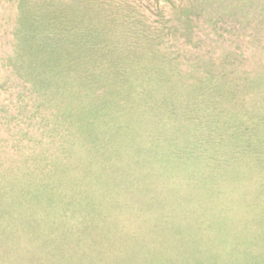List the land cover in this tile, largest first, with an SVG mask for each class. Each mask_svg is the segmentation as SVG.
<instances>
[{
  "label": "rangeland",
  "instance_id": "obj_1",
  "mask_svg": "<svg viewBox=\"0 0 264 264\" xmlns=\"http://www.w3.org/2000/svg\"><path fill=\"white\" fill-rule=\"evenodd\" d=\"M65 48H78L65 63L110 66L113 79H171L169 104L125 86L91 93L84 113V82L71 78L56 107L14 72ZM84 120L120 154L91 159ZM31 147L45 168L6 181ZM156 199L161 218L134 220ZM240 207L254 219L228 223ZM263 224L264 0H0V264H242L232 247L261 254Z\"/></svg>",
  "mask_w": 264,
  "mask_h": 264
},
{
  "label": "trees",
  "instance_id": "obj_2",
  "mask_svg": "<svg viewBox=\"0 0 264 264\" xmlns=\"http://www.w3.org/2000/svg\"><path fill=\"white\" fill-rule=\"evenodd\" d=\"M68 36V34H66ZM65 35V37H66ZM74 37L76 34H73ZM83 36V35H82ZM86 37L89 38H97V32H92L90 31L89 33L85 34ZM58 39L63 37V35H58ZM78 48H65V49H60L57 50L56 52L58 55L62 57L61 60L52 63V64H46V63H30V64H23L22 66H16V70L14 72L17 73L19 76H23L26 78L28 81H25L26 83H29V86L32 88H38V89H43L44 92L48 93H43L46 95V97L50 98V95L52 94L53 98H58L60 102L56 103V107L61 106V100L62 96L64 93H61L57 95L60 92H64L65 86L69 83L71 78H75L72 80H77V83L84 82V113H87L89 110H92L96 112L97 110V103L92 102L91 100L88 99L89 95L91 93H95V97H98V94L101 95L102 97H106L107 93L112 92V89L115 91H125L127 86V91L132 90V91H137V96L136 98L140 100V103H144L147 106L150 107H161L165 105V102L168 103V86L172 82L170 81L171 79H161V78H146V79H139V81H131L130 78L125 77L120 75V80L113 79L111 76H108V73L106 70H113L112 67L108 66L105 67L103 64L100 63H95L91 64L89 62H84V64L78 65L75 63H65L66 61V56L73 54L74 51H77ZM82 49V48H81ZM88 53H92L93 51H96L97 53H101V50H97L96 46L94 47H89ZM85 53V51H84ZM13 69H15L14 65H12ZM133 66H129V68H132ZM127 67H124L126 69ZM76 73L77 76H76ZM41 75V76H39ZM76 76V77H75ZM30 80V81H29ZM168 84V85H167ZM132 85V86H131ZM36 86V87H35ZM46 88V89H45ZM80 90V88H78ZM70 90H77L73 86H71ZM36 92L37 94H40L41 92ZM67 91V90H66ZM51 92V93H49ZM43 94H40V97H42ZM57 95V96H56ZM136 99V102H137ZM169 104V103H168ZM124 109V108H122ZM214 113H218V110L214 107L213 109ZM33 112V111H31ZM167 112V111H163ZM169 114H174L175 112H168ZM87 120H84V127L86 128L87 135H84V143L86 142L87 144V149L92 152L91 159L97 160L99 156L104 155L105 153H101L103 149H107V154H110L111 158H114L118 156L120 153L116 150L115 144L113 141H111V134H109V130L104 134L105 136L101 139V144H97L96 140L99 141V133L94 135L92 138L91 131H89ZM97 137V138H96ZM99 138V140H98ZM113 138V136H112ZM42 146L39 144L36 147ZM113 146L112 151L109 149V147ZM44 147V146H43ZM42 147V148H43ZM101 148V149H100ZM36 153L33 157L32 154ZM114 154V155H113ZM48 155L47 151L45 148H43L39 153L36 152V148L31 147L30 148V153H29V159L28 156L22 160L21 165L19 167L25 168L26 165L29 167L26 168L25 173H8L7 171H3L4 175L7 177L6 181L8 182L17 180L18 177H20V181L25 182L26 180H31L35 179L37 177V174L39 171H42L45 167V158ZM44 167V168H43ZM35 177V178H32ZM146 177L143 176L142 178L138 177V181L140 184L146 181ZM13 186H16V184H12ZM143 185H145L143 183ZM3 186V185H1ZM7 187H10L11 184H7ZM146 186V185H145ZM147 187V186H146ZM38 194V186H37V193ZM188 198H192L189 195H186ZM153 199L155 197H152ZM175 204L177 201V197L174 199ZM160 200L156 199L154 202L150 203L151 209H148L147 205V211L143 208L141 211L145 213V215H142L141 211L137 212L135 216H133L134 220H143L147 219L149 216L148 214H153L156 219L161 218V207H160ZM244 207L240 208H234L233 209V215L236 217V219H232L228 223H233L237 226L242 225L244 223V218L249 217V221L251 220L250 218H253V215L250 213L249 208L243 209ZM205 210V209H204ZM219 211H222L223 214L227 212V209L221 207V205L217 207H206L205 215L207 218H209V214H213L215 217L217 214L218 216L221 215ZM208 214V215H207ZM222 216V215H221ZM254 219V218H253ZM226 221V220H225ZM136 221H133V224H135ZM264 225V224H263ZM165 228V227H164ZM167 233H171V231L167 228H165ZM223 230V228L221 229ZM221 231L219 232V234ZM220 239L223 237L219 236ZM214 243V242H213ZM215 244V243H214ZM246 245V251L244 252V248ZM250 245L249 242H242V243H235V245L232 247V251L235 250L236 248H240V252L243 256V263L242 264H251V257L254 258V262L258 261L259 258L261 257V263L264 264V238H263V250L261 254H256L255 252H251V248L255 247V251L257 248V244H255V241H252V246L251 248H247V246ZM253 249V248H252ZM232 251H229V248L226 250L227 253H232ZM250 257V259H249ZM212 264H221L220 259H217L215 257V260L212 262ZM240 264V263H237ZM258 264V262L256 263Z\"/></svg>",
  "mask_w": 264,
  "mask_h": 264
}]
</instances>
